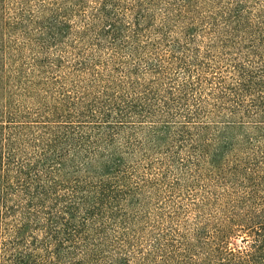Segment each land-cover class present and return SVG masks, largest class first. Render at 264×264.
<instances>
[{
    "label": "trees",
    "instance_id": "obj_1",
    "mask_svg": "<svg viewBox=\"0 0 264 264\" xmlns=\"http://www.w3.org/2000/svg\"><path fill=\"white\" fill-rule=\"evenodd\" d=\"M248 2L0 0V264H264V11ZM199 33L222 45L245 35L250 52L234 54L250 61L233 58L189 104L200 55L145 53ZM179 64L181 84L170 78ZM183 101L179 123L169 111ZM135 118L150 125L144 151L171 157L152 178L110 149ZM185 137L216 185L192 195L188 215L179 204L141 212Z\"/></svg>",
    "mask_w": 264,
    "mask_h": 264
},
{
    "label": "rangeland",
    "instance_id": "obj_2",
    "mask_svg": "<svg viewBox=\"0 0 264 264\" xmlns=\"http://www.w3.org/2000/svg\"><path fill=\"white\" fill-rule=\"evenodd\" d=\"M247 1H249L248 7L251 8L252 11H255V13H257V11H264V0L261 3H258L254 0ZM195 20L196 23H194V26L197 25L198 27V18L196 17ZM239 39L240 41L237 45H231V43L222 45L218 41L212 43V41L210 42L208 38L204 39L201 33L196 34L195 39L191 40V43L189 44L185 41H181L179 44H174L172 42V38H170L168 39V44H159L157 46V55H153V53H145V57H150L151 61L159 58L164 59V57L170 53V50L173 49H175V51L177 50V53H184L186 55L198 53L200 55L199 59L197 60L202 65L201 71L199 70L200 66L197 68L199 71L198 77L200 85H197L196 92H193V94L189 95V104H191L194 101H197L199 98L204 99L209 92L208 89L210 88V85L213 87L216 86L217 82L221 81V79L226 76L228 70L227 65L231 63L233 58H235L236 61L241 62L250 61V59H245L244 56L239 58L234 54L250 52L249 45L251 46L252 43L249 41L244 42L246 39L245 35H242ZM173 45H175L174 48L172 47ZM263 51L264 50H260V53H263ZM182 57H184V55ZM144 62L145 61H141V66H143ZM190 68L193 71L192 74L195 73L194 71L196 69L192 65H190ZM185 70V67L179 64L178 67L171 69L170 78L175 77L178 81V84L184 83ZM193 78L196 80V76H194V74ZM165 85H167V83L164 84V86ZM212 101L213 97H210L209 102L212 103ZM184 104L185 101L181 103H175L174 105L172 104V108H170L169 111L176 117L173 120L179 123L184 120V109H188L184 107ZM181 105L183 106L180 107ZM200 110V117H202L201 119L203 121L215 119L213 117L216 115V112L213 115L209 112L206 113V111H203L202 109ZM227 111L228 109H224L222 112L227 113ZM162 118H164L163 120H169L168 117H163L160 114H157L154 118V121L159 122ZM128 120L123 125L117 126L120 127L117 130V134L115 133L114 129V139L111 140L113 145H111L110 149H113L116 146L118 149H120V151L124 149L126 150V153H130V157H127L128 166L135 167V170L137 169L141 178L155 177L163 169L161 167L170 165L171 157L168 154V148H166V146H162L157 149L148 147V150L144 151L147 131L149 130L150 125H140L139 120L136 118L133 119V121L137 120L136 123H133L131 119ZM189 131L194 132L193 125ZM205 135L206 132H203L201 137H204ZM239 138L240 136H238V139ZM188 155L190 156L189 158ZM161 162H163V164H160ZM171 165L172 171L169 173L167 172L165 181L163 182L164 184H162V186L158 185L154 191H146L147 193L145 192L144 195H142L143 199L145 200V205L141 212L147 211L152 216L157 204L160 206L162 203L165 214L169 215L172 205L179 204V207L181 208L180 213L183 216L188 215L189 213H192V210H190V207L188 206L190 204L192 195L194 194L195 199H198L201 196H205L207 194L208 191H205V185L207 183L211 186L216 185V181L214 179L205 182L203 181V177H201V171L198 172L199 167L203 166L202 160H200L198 154H194L191 151L190 140L186 137L185 142H183V147H178L176 150L174 162L173 164L171 162ZM186 169L187 173H184ZM219 191L220 190L217 192L218 194ZM210 211H212L213 215L218 216V213L216 212L217 210H215L213 207H211L209 211L204 210V213ZM201 212H203V210ZM192 215L193 214H191V216ZM198 215L201 217L202 213H198ZM165 219H168V216ZM230 241L234 246L244 245L240 243L238 238L231 239Z\"/></svg>",
    "mask_w": 264,
    "mask_h": 264
}]
</instances>
